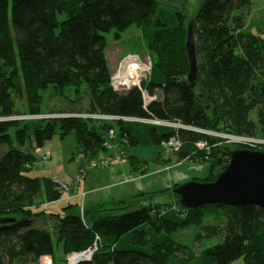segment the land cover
I'll return each mask as SVG.
<instances>
[{
    "label": "trees",
    "instance_id": "1",
    "mask_svg": "<svg viewBox=\"0 0 264 264\" xmlns=\"http://www.w3.org/2000/svg\"><path fill=\"white\" fill-rule=\"evenodd\" d=\"M173 1H0V145L8 148L0 157V220H11L0 223V264H33L47 257L59 264L56 248L68 254L83 251L96 240L98 251L84 264H232L239 259L243 264H264L263 207L216 203L190 210L176 204L141 205L152 196L171 195L176 184L110 204L82 207V211L83 203L67 202L64 216L47 213L48 203L68 199L86 175L69 189L54 177H32L28 173L36 156L14 145L23 146L30 139L33 146L42 148L57 134L65 138L74 133L78 153L89 161L102 156L108 130L115 129L121 139L118 149L127 159L117 165H130L133 172L144 174L148 163L131 152L140 145V137L128 127L131 121L124 118L174 122L181 127L167 133L156 127L149 130L155 145L162 146L175 136L181 141L179 150L166 152L161 147L156 160L206 164L210 170L207 182L215 180L230 161L231 148L264 151V36L248 31L246 13L252 10V0H198V87L193 88L187 79L186 26L194 5L190 0H181V6L175 7L176 27L155 22L158 30L148 45L152 68L161 69L165 83L146 79L141 87L125 92L112 85L105 35L115 31L119 40L134 24H152L156 5H172ZM83 87L88 95L86 111L78 108ZM72 88L79 94L77 100L70 98L71 110L49 111L56 116L33 121L9 119L22 113L18 100L24 102L25 113L43 114L46 90L69 98L67 90ZM144 90L154 97L151 101L144 99ZM253 111H257L255 117H251ZM98 113L120 119L109 123L89 117ZM235 137L261 142L232 143ZM168 207L183 214L180 223L163 215ZM44 217L56 220L53 228L41 224ZM147 223L167 234L163 242L153 246V252L116 248L129 232H135L137 243H146L148 232L143 226ZM193 226L200 229L195 234L198 245L206 237L218 236L221 242L197 252L195 242L189 245L171 236Z\"/></svg>",
    "mask_w": 264,
    "mask_h": 264
},
{
    "label": "rangeland",
    "instance_id": "2",
    "mask_svg": "<svg viewBox=\"0 0 264 264\" xmlns=\"http://www.w3.org/2000/svg\"><path fill=\"white\" fill-rule=\"evenodd\" d=\"M181 0H176L171 2L172 5H167L163 3H158L156 5V11L153 15V22L152 24H142V25H137L134 24L130 26L127 30H125L122 33L121 39L117 40L115 38V31H112L111 33L106 34V39H107V58L109 60L111 69H112V74H118V71L120 70L123 66L125 65L129 60V62H132L133 65L130 66H138V63H136L133 58H138L140 59L141 62L145 63L146 70L143 73V76L140 77V82L150 79L151 81L157 83V84H163L166 81V76L165 74L161 71L160 68L158 67H153V59L151 56V53L149 51V43L153 40L155 33L157 32L158 28L155 26L156 21H162L167 23L169 28H174L178 25V18L176 14V8L181 6ZM252 10L251 12H247V25H248V31L257 33V34H262L264 36V0H252ZM136 66H135V65ZM148 76V77H147ZM134 78V77H133ZM132 78L128 77L124 79V85L121 86L120 88L117 89L119 92H125L128 89H131L133 87H139V86H134L131 81ZM125 81L127 83H125ZM142 84V83H141ZM147 91V90H145ZM82 92H86L85 94H79L81 98L79 99L78 103L79 106L78 108L80 110L86 111L88 106V95H87V90L85 87H83ZM148 93V92H147ZM159 94V91L157 92ZM67 94L69 95V98L60 96L58 94H54V92L49 89L44 92V100L42 103V113L43 115L45 114H52L49 111H65L66 109L71 110L72 106L70 98L72 100H77L78 99V94L75 92V89H68ZM149 94V93H148ZM154 98V97H153ZM152 96L149 97V95H146L144 99L146 102L151 101L153 99ZM74 102V101H73ZM17 107L19 109L20 113L12 115L9 119H15L17 118L18 120H25V121H33L34 119H40L39 117H34L33 114L30 113H25L26 107L24 105V102L22 100L17 101ZM53 109V110H52ZM49 112V113H48ZM38 115V114H37ZM53 115V114H52ZM55 115V114H54ZM257 115V111H253L251 114V117H255ZM47 116V115H46ZM43 118H49L43 117ZM112 123L111 121H105ZM151 123V122H150ZM150 123H141V122H135L131 121L128 122V127L134 128L137 132H140V138L146 137L149 138V130L151 128H158L160 131L164 132H169L170 128L161 126V125H152ZM209 134H212L214 137H221L222 139H225L226 141L229 139L227 136L224 134H217L212 131H206ZM12 133L13 130H12ZM115 138H109L110 142L114 143ZM231 141H234V139H231ZM232 143H237V141L232 142ZM14 145L18 148L21 149L24 152L27 153H32L36 156L35 159V164L33 168L29 171L28 175L32 177H54L59 179L62 182H67L68 188H72L69 183H71L72 180V175L75 173H78L77 171H80V169L83 167V164H86L85 159L78 160V152H79V144L77 142L76 136L74 133H71L67 135L65 138H61L59 134L55 135L52 139L48 140L45 145L42 148H36L35 146L32 145L31 140L28 139L25 145L21 146L17 142L14 143ZM162 147V146H161ZM7 146L6 145H0V157L7 151ZM47 151H49L50 158L45 159L44 155L47 154ZM104 153H108V150L106 149ZM181 163V162H180ZM180 163L175 162L174 164H166L162 163V167L167 166L168 168L173 166V165H178ZM183 163V162H182ZM186 164H194V165H199V166H204L206 167V172L202 173V175H196L198 177L193 178L194 180L202 181V182H207L205 179L207 177V174H209V166L206 164H199V163H194V162H184ZM78 165L80 167L78 168ZM117 166L116 164L113 165V167ZM166 167V168H167ZM108 168V167H107ZM106 167L104 169H107ZM111 168V167H109ZM93 170H101L100 168L94 169L90 168ZM85 169V175L89 173V170ZM77 170V171H76ZM147 171L144 173L146 174ZM142 174V175H144ZM201 176V177H200ZM84 177V176H83ZM71 195H74L72 193ZM70 195V196H71ZM66 204V201H58L55 203L47 204L45 206L47 213H60L62 216H64V207ZM140 206V205H139ZM82 207H85L84 203L82 206H80V210L82 211ZM163 215L166 218L172 219L178 223H180L183 220V214L179 213L177 211L176 207H168L167 209L163 210ZM208 219L207 221H209ZM55 219H49V218H42L40 220L41 224L43 226H46L48 228H53ZM210 222V221H209ZM143 229L147 230L148 235H147V242L143 244H139L135 241V232H129L125 234L124 236L121 237V239L118 241L116 244L117 249H139L143 250L145 252L151 253L153 252V246L157 243H161L165 240L167 234L166 232H158L156 231L150 224H146V226H143ZM200 229L198 227H191L187 228L183 231L179 230L176 233H173L171 236L178 238L179 241L188 243L189 245H194L195 242V250L198 252L200 249L206 248L208 246L217 244L221 242V238L216 236L213 238H203L202 241H200L199 245L198 242L195 240V234L198 232ZM99 247V246H98ZM56 254H57V260L59 264H67V256L70 257L71 253H63L62 249L56 248ZM65 258H66V263H65ZM51 257H47L46 259L42 258L41 261H38L37 263L33 264H51ZM244 260L239 259L235 261L232 264H243ZM32 264V263H31Z\"/></svg>",
    "mask_w": 264,
    "mask_h": 264
},
{
    "label": "water",
    "instance_id": "3",
    "mask_svg": "<svg viewBox=\"0 0 264 264\" xmlns=\"http://www.w3.org/2000/svg\"><path fill=\"white\" fill-rule=\"evenodd\" d=\"M190 1H193L194 5L187 17L186 26L185 49L190 63L187 79L191 86L196 88L201 85L195 35L197 16L195 9L198 7V0ZM229 153L230 161L218 171L215 180L208 182L194 179L184 181L174 187L171 195L152 196L141 202V205L176 204L182 209L195 210L206 204L223 203L229 206L255 204L264 208V151L233 147ZM10 221V219H1L0 223Z\"/></svg>",
    "mask_w": 264,
    "mask_h": 264
},
{
    "label": "crops",
    "instance_id": "4",
    "mask_svg": "<svg viewBox=\"0 0 264 264\" xmlns=\"http://www.w3.org/2000/svg\"><path fill=\"white\" fill-rule=\"evenodd\" d=\"M130 128L132 129V127ZM132 131L140 137V132L134 128ZM140 140V145L133 148L131 152L138 159L148 163L146 174L133 172L130 165H117L101 170L90 169L80 186L70 193V195L72 193L74 195L64 201L68 202L67 204L78 203L81 205L84 203L85 207L110 204L114 201L129 199L139 193H152L170 188L184 181L192 180L198 177L196 175H202L201 173L207 170L204 166L184 162H178L180 164L169 168L162 167L164 162L156 160V156L161 152V146L153 144L150 137H143V140L142 138ZM79 167L80 165H78Z\"/></svg>",
    "mask_w": 264,
    "mask_h": 264
},
{
    "label": "built area",
    "instance_id": "5",
    "mask_svg": "<svg viewBox=\"0 0 264 264\" xmlns=\"http://www.w3.org/2000/svg\"><path fill=\"white\" fill-rule=\"evenodd\" d=\"M133 60L136 63H138V66H136L134 64L136 67H131L136 72V74H135L136 76L134 78H133V75L130 74V72H129V74H130L129 76L132 78L131 83L134 84V86L141 87L142 81L140 82L139 78L143 76V73L146 70V66H145V63L141 62L140 59H138V58H133ZM129 61L125 65L123 64L122 68L120 69V70H122L121 72L118 71V74L117 75L114 74L112 77V85L114 86V88L116 90L118 88H120L121 86H123L124 85V79L128 78L126 76V73H125L127 71L126 67L129 66L130 64H133L132 62H129ZM125 83H127V82L125 81ZM143 94H144V97L146 95H149L147 93V91H145V90L143 91ZM149 97H151V96L149 95ZM46 115L49 117L56 116V115H52V114H45V115L38 114V115H34V117L43 118V117H47ZM85 117H87V116H85ZM89 117L94 118V119L99 120V121H111V122L116 121L117 119H120L116 116L104 115L101 113L91 114V115H89ZM15 119H17V118H15ZM124 120L135 121V122L139 121L141 123H150L151 122L150 124H153V125L159 124L161 126H165V127L172 128L175 130L177 128L181 127V125L179 123L160 121V120H156V119L127 117V118H124ZM109 138H115L114 143L110 142ZM233 139H234V141H238V142H251V143L261 142L259 140L250 139V138H240V137L237 138V137H235ZM120 142H121V139L119 137L118 131L115 129H109L108 135L106 136V141H105V146H106V149L108 150V153H103L101 157L96 158V159H92L89 161H87L85 159V156L83 153H81V152L78 153L77 159L78 160H81L82 158L85 159L86 164H84V166L80 169L79 173H77L76 178L73 179V181L69 184H71V185L77 184V180H79L80 178H82L85 175V172H86L85 169L86 170H88L90 168L98 169L99 167H102V166L107 167L110 165H115V164L117 165V164H122V163L126 162L127 159L123 155V151L118 149ZM201 145H203V144H201ZM180 147H181V141L179 140V138L177 136L172 137L170 140H168L167 142H165L162 145V148L166 152H169L172 150H179ZM44 158L45 159L50 158L49 151H47V154L44 155ZM67 184H68L67 182H63L65 189H69ZM98 248H99L98 242L96 240L91 246H89L85 250L72 252L70 257L67 256V264H84L87 262H91L95 253L98 251ZM50 260L52 261L51 264H54L53 259L51 258Z\"/></svg>",
    "mask_w": 264,
    "mask_h": 264
},
{
    "label": "bare ground",
    "instance_id": "6",
    "mask_svg": "<svg viewBox=\"0 0 264 264\" xmlns=\"http://www.w3.org/2000/svg\"><path fill=\"white\" fill-rule=\"evenodd\" d=\"M130 65H133V64H130ZM130 65L127 66L128 68L126 67V69H127V71L125 72V73H126V76H127V77H130L129 75L132 74L133 77H135V76H136V75H135L136 72L134 71V69L131 68V67H134V66H130ZM130 68H131V69H130ZM129 72H130V74H129ZM139 74H140V73H139ZM201 174H202V173H201Z\"/></svg>",
    "mask_w": 264,
    "mask_h": 264
}]
</instances>
